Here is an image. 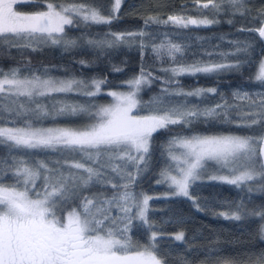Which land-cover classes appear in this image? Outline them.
<instances>
[{
    "label": "snow or ice",
    "instance_id": "snow-or-ice-1",
    "mask_svg": "<svg viewBox=\"0 0 264 264\" xmlns=\"http://www.w3.org/2000/svg\"><path fill=\"white\" fill-rule=\"evenodd\" d=\"M29 0H0V39L13 47L32 48L34 44L63 45L65 50L78 46L84 37H69L66 26L76 27L78 22L85 26L111 25L120 9L121 0H115L112 13L102 14L97 7L86 3H56L44 0V10L31 13L17 10V6ZM202 9L222 10L229 5L234 12L243 14L245 0H196ZM219 21L208 17L193 18L183 15H169L166 20L149 17L145 24H169L180 28L208 26ZM231 22V21H229ZM264 38V23L254 29ZM143 30L138 32L109 31L102 38H88L87 45L101 50L112 49L122 44H132L139 39L141 51L147 47ZM16 41V43H11ZM22 42V43H20ZM236 53H248L245 61L235 63H185L181 58L185 48L171 40L152 44L156 57L170 61V67L163 68L171 77L166 85L176 83V77L210 74L223 70H240L247 66L254 69L250 80L264 86V58L256 61L250 54L252 45L239 42ZM236 53H232L235 55ZM221 55H229L222 53ZM81 63H85L81 61ZM20 68L0 70V94L26 98L35 103V109L21 103L18 108L5 107L17 116L31 112L39 121L49 113L45 106L36 102V97L51 96L54 93L79 92L95 98L103 93L105 79L91 81L77 78H42L33 73L21 78ZM120 71V69H116ZM151 72L143 68L138 75L124 81L127 91L109 90L111 97L107 104L63 103L57 115L83 117L86 122L79 127H39L31 120L23 126L7 124L0 126V145L23 151L26 156L33 150H51L79 154L81 159L66 161L68 170L50 167L46 161L32 162L29 159L13 157L4 160L15 182L5 184L0 175V264H167L160 254L158 237L162 235L150 220L149 201L153 197L137 194L133 189L138 178L147 169L154 143V134L167 130L172 125H190L200 117L214 118L228 105L216 104L200 109L189 107L187 97H204L216 93V88H197L185 91L183 88L162 89V94L143 101L139 94L145 85L152 83ZM241 99H248L234 93ZM170 97H183L173 101ZM255 103V102H254ZM252 118L245 125L253 127L264 122V99L259 110L249 114ZM165 151L169 164L161 170L157 183H167L172 195L187 197L198 210H203L190 189L194 182L203 180L219 181L237 188L259 184L264 191V135L218 134L173 136L166 144ZM217 166L208 174V162ZM110 168L115 176L106 178L104 169ZM223 173V174H221ZM43 181L42 186L38 181ZM111 185L112 194L82 193L92 186ZM249 192L253 191L248 187ZM79 199V205L66 212L65 207ZM115 210V215L113 213ZM226 219L240 221L245 217L259 218L260 236L264 239V206L259 210L246 209L237 205L231 212H221ZM139 221L140 223H135ZM143 227L147 233L146 243L133 242L129 233L133 228ZM176 241H184L183 231L175 233ZM255 264H264V252Z\"/></svg>",
    "mask_w": 264,
    "mask_h": 264
},
{
    "label": "trees",
    "instance_id": "trees-1",
    "mask_svg": "<svg viewBox=\"0 0 264 264\" xmlns=\"http://www.w3.org/2000/svg\"><path fill=\"white\" fill-rule=\"evenodd\" d=\"M56 3H86L102 11V14L112 13V0H55ZM203 2V0H202ZM44 0H29L17 6L21 12H35L44 10ZM111 25L78 24L76 27L66 26L69 37H84L77 47L65 50L63 45L34 44L32 48L13 47L6 40L0 39V70L20 68V75L52 74L57 76H79L83 78L105 79L103 90L122 87L121 82L139 74L141 68L151 72L154 79L145 85L139 96L143 101L162 94V89L169 90L183 88L191 91L197 88H216V93H207L204 97H187L189 107L197 105L200 109L210 108L216 104H227L226 111H221L214 118L200 117L190 125H172L167 130H160L154 134V143L147 169L138 178L134 191H142L151 196L167 192L169 187L153 184L158 181L159 172L170 162L165 152L167 141L173 136H187L193 133L200 134H237L260 136L264 131V122L253 127L245 125L252 118L249 114L259 110V103L264 99V86L250 80L254 69L247 66L240 70H223L216 73L182 75L175 79L178 84L166 85L165 80L171 73H165L163 68L170 67L167 57L160 60L152 51V44H159L168 39L179 43L185 48L181 58L185 63H235L245 61L248 53H236L239 42L242 47L250 43L252 57L258 61L264 56V38L260 39L257 29L264 20V0H245L243 14L234 12L227 4L222 10L202 9L196 5V0H121L120 9L116 13ZM169 15H183L195 18L208 17L219 21L208 26H193L180 28L171 23L145 24L149 17L166 20ZM231 21V22H229ZM147 33L144 38L147 47L141 51L139 39L132 44H122L112 49H98L86 44L88 38H102L109 31ZM11 43H16L12 41ZM22 43V42H20ZM227 53L229 55H221ZM232 53H236L232 55ZM84 61L85 63H81ZM120 69V71H116ZM248 99H241L234 93ZM106 95L102 93L95 98L80 93H54L51 96L36 97V102L45 106L48 115L39 121L31 112L17 116L15 111H5V107L16 109L21 103L35 109V103H29L26 98L11 97L7 93L0 94V125L22 126L25 120H31L36 126L44 125H80L83 117L71 115H57L63 103L85 104L102 102ZM173 101L184 100L183 97H170ZM255 102V103H254ZM68 152L51 150H33L32 155L26 156L23 151L13 149L11 152L5 145H0V175H3L5 184L15 182L4 160L11 162L13 157L25 158L32 162L43 160L53 163L52 157L61 160L70 158ZM73 155V154H72ZM39 185L40 182H37ZM248 192L243 186L214 181H196L190 192L199 201L203 210H198L192 200L187 197H155L149 201L150 220L162 233L158 237L160 254L167 264H255L260 253L264 252V239L259 232V218L245 217L240 221L226 219L219 215L221 212L234 211L237 205L243 204L246 209L259 210L264 206V191L252 187ZM102 190L110 194L112 187L96 184L86 189L83 195ZM77 199L70 202L63 211L79 205ZM135 223L139 224V221ZM183 231L184 241H176L174 234ZM133 242L146 243L150 235L143 227L133 228L129 233Z\"/></svg>",
    "mask_w": 264,
    "mask_h": 264
},
{
    "label": "rangeland",
    "instance_id": "rangeland-1",
    "mask_svg": "<svg viewBox=\"0 0 264 264\" xmlns=\"http://www.w3.org/2000/svg\"><path fill=\"white\" fill-rule=\"evenodd\" d=\"M114 2H115V0H112V8H113V5H114ZM58 3H61V2H58ZM196 5H197V3H196ZM198 6V5H197ZM46 8V7H45ZM44 8V9H45ZM186 17V16H185ZM193 18H195V17H193ZM78 24H82V23H79L78 22ZM16 42V41H15ZM261 58H264V56L263 57H261ZM260 58V59H261ZM259 59V60H260ZM258 60V61H259ZM42 78H47V77H52V78H57V79H69V78H77V79H84V80H88V81H91L93 78H88V79H86V78H83V77H79V76H57V75H52V74H39ZM136 75H138V74H136ZM136 75H134V76H136ZM25 76H32V75H21V78H23V77H25ZM134 76H131V77H129V78H127V79H125L124 81H127V80H129V79H131V78H133ZM124 81H122L121 82V85H122V87H120V88H111V89H105V90H103V93L106 95V93H107V91H109V90H120V91H127L128 89H127V86L123 83ZM73 92H75V93H79V92H76V91H73ZM111 102V97H108L107 95H106V98H105V100L104 101H102V102H97V103H100V104H107V103H110ZM86 122V120L84 119V122L83 123H81L80 125H44V126H39V127H79V126H81L82 124H84ZM0 126H2V125H0ZM23 126V125H22ZM9 127H11V126H9ZM193 134H200V133H193ZM193 134H190V135H193ZM224 134H230V133H224ZM190 135H187V136H190ZM202 135H218V134H202ZM235 135H237V134H235ZM167 144V143H166ZM166 152V151H165ZM69 154H71L70 155V158H63V159H61V160H57V159H55L56 157H52V162L53 163H51V164H49V166L50 167H53V168H61V169H63L64 171H67L68 170V165L65 163L66 161H72V160H79V159H81V157H80V155L79 154H73V153H70V152H68ZM73 154V155H72ZM167 154V153H166ZM168 157V156H167ZM208 164H209V167H208V174H212L213 172H214V170L216 169V165L214 164V162H208ZM104 172H105V174H106V178H108V177H112V176H115V174L114 173H112L111 172V169L110 168H107V169H104ZM160 173H161V171L159 172V176H158V178H159V180L161 179V176H160ZM221 174H223V173H221ZM200 181H209L208 179H207V176H205V178L203 179V180H200ZM38 182H40L41 184V186H42V184H43V181L41 180V181H38ZM214 182H219V181H214ZM153 184H155V185H158V183H157V181L156 182H154ZM162 186H165V187H169L168 186V184L167 183H160ZM249 186H251V187H255L256 189H259V184L257 183V184H250ZM249 186H243L245 189H248V187ZM109 187H111V185H109ZM102 190H98V192H91L88 196H91V195H93V194H99V193H103V192H101ZM172 189H170L168 192L166 191V190H164V189H162V191H161V193H159V194H156V195H153V196H151V195H149V194H146L145 192H142V191H138V192H136L137 194H140V193H143V194H146V195H148V196H151V197H153V198H155V197H169V196H174V195H172L171 193H172ZM112 192H113V190H111V193L110 194H107V195H111L112 194ZM249 192V191H248ZM113 213H114V215L116 214L115 213V210H113ZM224 217V216H223ZM225 218V217H224Z\"/></svg>",
    "mask_w": 264,
    "mask_h": 264
},
{
    "label": "water",
    "instance_id": "water-1",
    "mask_svg": "<svg viewBox=\"0 0 264 264\" xmlns=\"http://www.w3.org/2000/svg\"><path fill=\"white\" fill-rule=\"evenodd\" d=\"M262 23H264V20L261 22V24H262ZM261 24L259 25V27L261 26ZM259 27H258V28H259ZM257 34H258V33H257ZM258 36H259V35H258ZM259 38H260V37H259ZM260 39H262V38H260ZM261 135H264V131L262 132ZM261 135H260V136H261Z\"/></svg>",
    "mask_w": 264,
    "mask_h": 264
},
{
    "label": "flooded vegetation",
    "instance_id": "flooded-vegetation-1",
    "mask_svg": "<svg viewBox=\"0 0 264 264\" xmlns=\"http://www.w3.org/2000/svg\"><path fill=\"white\" fill-rule=\"evenodd\" d=\"M259 221H260V220H259ZM261 223H262V222L260 221V223H259V232H260V225H261Z\"/></svg>",
    "mask_w": 264,
    "mask_h": 264
}]
</instances>
